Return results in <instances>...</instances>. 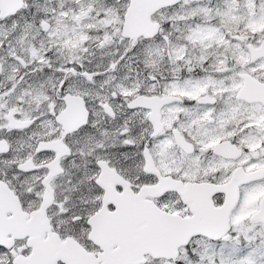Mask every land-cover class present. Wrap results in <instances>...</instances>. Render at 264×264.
I'll list each match as a JSON object with an SVG mask.
<instances>
[{
    "label": "snow or ice",
    "instance_id": "snow-or-ice-1",
    "mask_svg": "<svg viewBox=\"0 0 264 264\" xmlns=\"http://www.w3.org/2000/svg\"><path fill=\"white\" fill-rule=\"evenodd\" d=\"M0 264H264V0H0Z\"/></svg>",
    "mask_w": 264,
    "mask_h": 264
}]
</instances>
